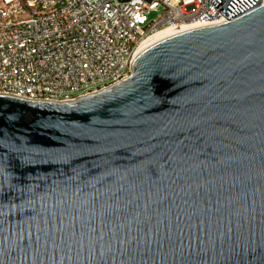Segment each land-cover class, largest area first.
<instances>
[{"label": "water", "instance_id": "water-1", "mask_svg": "<svg viewBox=\"0 0 264 264\" xmlns=\"http://www.w3.org/2000/svg\"><path fill=\"white\" fill-rule=\"evenodd\" d=\"M207 1L245 12L74 100L0 94V264H264V0Z\"/></svg>", "mask_w": 264, "mask_h": 264}, {"label": "built area", "instance_id": "built-area-1", "mask_svg": "<svg viewBox=\"0 0 264 264\" xmlns=\"http://www.w3.org/2000/svg\"><path fill=\"white\" fill-rule=\"evenodd\" d=\"M57 1L40 0L50 12L39 15V8L18 12L22 0H0V21H5L0 89L74 100L86 90L94 93L115 83L123 73L122 52L133 50V42L153 22L161 28L181 22L198 27L245 12L227 19L207 0H76L73 7L65 3L64 10L53 11ZM10 7H17L16 16H8ZM152 12L153 22H146ZM23 17H30V24H23ZM11 21H19V28H11Z\"/></svg>", "mask_w": 264, "mask_h": 264}, {"label": "bare ground", "instance_id": "bare-ground-1", "mask_svg": "<svg viewBox=\"0 0 264 264\" xmlns=\"http://www.w3.org/2000/svg\"><path fill=\"white\" fill-rule=\"evenodd\" d=\"M76 0H58L57 3H53V11L64 10L65 3L66 7H73ZM39 8V15H46L50 12V5H41L40 0H22V4H18V12H25L27 10H34ZM151 13H146V22H153V17L150 18ZM17 7L8 8V16H16ZM23 24H30V17H23ZM195 25L188 23H178L169 24L166 27L161 28L160 22H153L152 27L149 29H143L141 35L138 36L136 42H133V50H126L122 52V57L119 59V69L123 73H119L115 76V83L126 76H128L130 71V64L132 59L141 53L143 50L151 46L153 43L173 35L175 33L194 28ZM5 28V21H0V29ZM11 28H19V21H11ZM135 51V54H134ZM93 93V90H86V95ZM0 94H8L13 96H18L27 99L34 100H50L57 101V98H46V97H34L32 93H22L19 94L18 90L13 89H0Z\"/></svg>", "mask_w": 264, "mask_h": 264}, {"label": "rangeland", "instance_id": "rangeland-1", "mask_svg": "<svg viewBox=\"0 0 264 264\" xmlns=\"http://www.w3.org/2000/svg\"><path fill=\"white\" fill-rule=\"evenodd\" d=\"M156 16V13L155 12H152L151 14H150V18H152V17H155ZM182 23V22H181ZM168 26V25H167ZM166 27V26H165Z\"/></svg>", "mask_w": 264, "mask_h": 264}]
</instances>
